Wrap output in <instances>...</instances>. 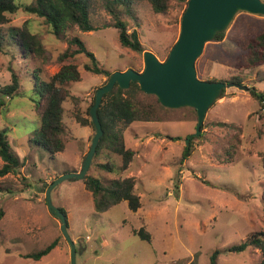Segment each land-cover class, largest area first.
<instances>
[{
    "label": "rangeland",
    "instance_id": "374dc122",
    "mask_svg": "<svg viewBox=\"0 0 264 264\" xmlns=\"http://www.w3.org/2000/svg\"><path fill=\"white\" fill-rule=\"evenodd\" d=\"M35 0H19L22 6ZM91 23L95 30L83 32L68 26L64 38L54 35L46 21L22 7L0 25L6 37L0 49V87L18 75L21 88L14 99L6 100L0 129L9 128L11 150L25 160L16 174L0 178V264H72V248L65 238L61 220L49 209L47 190L69 173H80L96 131L83 127V118L104 86L107 77L85 69L91 61L85 55L60 57L78 49L71 44L81 39L94 53L98 65L114 74L134 69L143 72L144 56L120 44L115 19L103 0H90ZM184 6L175 4L167 14H156L146 1L134 2L131 9L121 7V19L138 32L144 51L160 61L168 58L177 43ZM13 28H29L46 50L44 56L25 57L9 36ZM264 33V16L238 12L225 31L223 41L206 44L196 62L202 81L242 80L243 88L226 89V96L209 109L199 137H195L197 112L190 107L157 109L161 121L137 122L123 127L127 149L136 156L129 169L122 171V158L102 150L94 156L87 175L103 184L133 178L142 207L134 212L122 202L105 213L95 211L94 198L83 180L68 179L52 191L55 207L68 219V233L77 248L76 264H211L217 250V264H260L262 254L255 248L231 252L253 234L264 232V108L251 96L256 87L264 93V63L240 68L247 47ZM79 67L82 81L67 85L78 102L64 104V152L51 154L30 141L40 128L33 76L47 80L63 65ZM142 103L155 104V96H138ZM91 119V118H90ZM180 137V141H171ZM192 145V156L181 164L182 153ZM4 162L0 158V168ZM109 164L113 171L102 170ZM144 229L150 240L134 231ZM59 245L40 261L23 256Z\"/></svg>",
    "mask_w": 264,
    "mask_h": 264
},
{
    "label": "trees",
    "instance_id": "16d2710c",
    "mask_svg": "<svg viewBox=\"0 0 264 264\" xmlns=\"http://www.w3.org/2000/svg\"><path fill=\"white\" fill-rule=\"evenodd\" d=\"M106 9L112 14L115 19L114 27L119 32L120 44L135 52L143 50L138 32L133 30L131 33L130 26L126 21L121 19V7L131 9L134 2H148L156 14H167L175 4L184 6V13L187 9L189 0H103ZM27 13L36 15L46 21L52 28L55 36L64 38L68 26L78 27L83 32H92L95 30L91 23V13L93 6L90 0H35L34 3L22 6L19 0H0V25H5L9 22V15L16 14L21 8ZM12 42L19 46L25 57L31 55L44 56L46 53L39 37L29 28H13V32L9 36ZM225 31L218 33L214 41H223ZM6 41V37L0 28V49ZM71 44L77 45L78 49L72 53H65L60 57L64 62L67 58H74L78 55H85L91 61L85 69L96 75H104L108 84L112 74L103 70L98 65V60L94 53L89 51L84 42L75 37L71 40ZM264 63V33L259 34L252 43L247 47L244 54V62L239 64L240 68L252 69ZM34 92L40 95V100L37 106V113L40 118V128L32 134L30 141L36 143L39 147L45 149L51 154L62 153L65 150L66 142L64 138V104L67 100L78 102V98L74 96L67 88V85L72 82L82 81V75L79 67L74 63H67L62 66L60 71L47 80L42 81L38 74L33 76ZM223 81V80H221ZM216 82V81H210ZM228 84L242 83L241 78L233 77L228 81ZM21 88V82L18 75L13 74L12 83L0 87V117L6 107L7 99H14L18 96ZM227 89V88H226ZM226 89L222 91L219 99L226 96ZM98 91V90H97ZM96 91V93H97ZM147 95L141 91L137 82H132L128 90H123L116 85L115 88L103 98L102 105L98 110V117L102 125L104 134L99 142L95 156H98L102 150H107L108 153H114L122 158V171L129 169L133 162L136 153L133 150L127 149L123 138V127H128L137 122H152L161 121L162 117L157 112V109H164L155 96V104L142 103L139 95ZM251 96L264 108V93L257 90L256 87L250 89ZM151 96L152 95H147ZM218 99V100H219ZM95 98L88 109V116L91 118V108L94 106ZM195 110V109H194ZM196 111V110H195ZM197 112V111H196ZM77 121L83 127H92L96 131L92 118H83L77 113ZM204 129V127H202ZM9 128L0 129V158L4 162L0 168V178L6 177L9 174H16L24 167L25 160L20 158L11 150L8 132ZM171 141H180V137H171ZM193 139H191V144ZM192 156V145L185 147L181 164ZM102 170L112 172L114 169L109 164H100ZM85 188L92 193L94 198L95 211L97 213H105L112 207L127 202L130 210L137 212L142 207L140 196L135 189V180L133 178H123L113 180L109 185L103 184L98 178L87 175L83 180ZM3 190L0 188V192ZM66 213L63 209H61ZM143 240H150L148 234L143 228L139 231H134ZM59 245L58 241H54L46 249L32 254L23 256L26 259L40 261L43 257L49 255ZM249 248H255L262 254L260 264H264V232L256 233L250 236L245 243L239 246L229 248L231 252H244ZM220 251L217 250L211 256V264H217Z\"/></svg>",
    "mask_w": 264,
    "mask_h": 264
},
{
    "label": "water",
    "instance_id": "95a60500",
    "mask_svg": "<svg viewBox=\"0 0 264 264\" xmlns=\"http://www.w3.org/2000/svg\"><path fill=\"white\" fill-rule=\"evenodd\" d=\"M264 16V0H189L181 21V31L177 43L166 61L162 62L150 51L140 50L144 56L145 69L138 72L112 74L108 84L98 89L96 101L91 108V118L96 129L91 149L83 162L80 173H69L55 180L47 190V204L50 211L62 222V232L72 248L71 261L76 264L77 248L68 233L66 213L54 206L52 191L68 179L84 180L91 168L99 142L104 134L98 117L103 98L116 85L128 90L132 82H137L141 91L156 96L161 105L168 109L190 107L197 111L198 123L195 137H199L209 109L228 87L243 86L224 81H202L198 78L196 62L202 56L207 43L214 41L218 33L226 31L238 12ZM191 138L188 140V145ZM187 145V146H188Z\"/></svg>",
    "mask_w": 264,
    "mask_h": 264
}]
</instances>
